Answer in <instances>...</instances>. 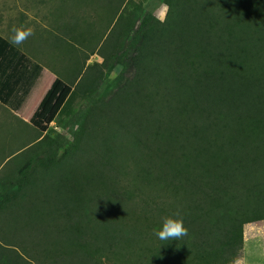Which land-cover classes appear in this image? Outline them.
Returning <instances> with one entry per match:
<instances>
[{
	"label": "trees",
	"instance_id": "trees-1",
	"mask_svg": "<svg viewBox=\"0 0 264 264\" xmlns=\"http://www.w3.org/2000/svg\"><path fill=\"white\" fill-rule=\"evenodd\" d=\"M114 1L101 48L128 42L134 72L96 99L85 67L56 69L30 117L40 135L0 173V264H236L264 222V0H162L164 20ZM43 75L0 34L1 106L21 110ZM77 98L79 129L50 137ZM165 217L188 235L159 240Z\"/></svg>",
	"mask_w": 264,
	"mask_h": 264
},
{
	"label": "rangeland",
	"instance_id": "rangeland-1",
	"mask_svg": "<svg viewBox=\"0 0 264 264\" xmlns=\"http://www.w3.org/2000/svg\"><path fill=\"white\" fill-rule=\"evenodd\" d=\"M112 1L0 0V34L11 41L13 27L31 29L32 35L18 47L52 71L47 72V78H43L36 85L28 100L29 108L38 101L40 93L48 91L49 81L53 82L55 76L61 73L56 70L58 67L73 69L78 65L81 70L85 67L84 74L100 84L96 99L108 92L115 93L130 78L134 72L131 62L133 47L125 42L117 55H111L101 48L103 43L110 42L116 36L113 32L115 20L111 15L117 10V2L114 1L111 6ZM128 5L145 8L160 20H164L167 14V7L162 0H129ZM88 105L84 99L77 98L71 106L69 105L67 112L61 114L53 124L49 132L50 137L55 138L57 134L61 137H71L72 130L79 129L76 125L72 126V119ZM27 113L29 115V110ZM9 115L14 114L0 108V120L4 121L2 125L0 123V127L8 125L6 118ZM8 119L11 122V118ZM12 134H0V173L9 168V164L5 166L9 159H12V162L19 157L14 158L20 152L12 149L29 147L40 135L39 132L35 136L20 137ZM18 161L21 162L22 159ZM38 188L44 193L45 189L41 184ZM70 192L68 194L72 195L73 190ZM27 200H31V208H39V212L43 209L44 199L32 197ZM71 201L70 197L68 202ZM37 223L40 230L45 227L40 222ZM9 224L15 230L20 223L12 221ZM60 225L62 229L70 230L67 227L69 225ZM244 237V248L236 264H264V222L245 226Z\"/></svg>",
	"mask_w": 264,
	"mask_h": 264
},
{
	"label": "crops",
	"instance_id": "crops-1",
	"mask_svg": "<svg viewBox=\"0 0 264 264\" xmlns=\"http://www.w3.org/2000/svg\"><path fill=\"white\" fill-rule=\"evenodd\" d=\"M40 50V49H39ZM26 53V52H25ZM28 54V53H27ZM40 54V52H39ZM29 55V54H28ZM33 60H35L33 58ZM37 61V60H35ZM39 62V61H37ZM40 63V62H39ZM42 64V63H40ZM43 65V64H42ZM49 68H47V66L44 65V75L42 77V79H40V82L43 80V78H47V72H49ZM85 71V70H84ZM52 72V71H50ZM50 83V87L52 85V80L49 81ZM49 87V88H50ZM49 90V89H48ZM35 91V90H33ZM47 91L43 92V93H40L39 94V99L38 101L35 103V105H33V107L29 108L28 107V102L27 104L21 109V110H18V111H14V110H11L7 107H3L0 105V108H4L6 109L7 111L11 112L12 114L14 115H9L7 118H6V123L8 125H6L5 127H0V130H4V131H0V134L1 133H5V134H11L13 133L12 135H17V136H29V135H37L38 132L37 130L32 126L31 122H30V117L32 116V114L34 113V111L36 110L37 106L40 104L43 96L46 94ZM33 94V92H32ZM32 96V95H31ZM29 110V115L27 113V111ZM8 118H11V122H9V119ZM4 121H1L0 120V123L1 125L3 124ZM54 124V123H53ZM53 124L51 125V127L53 126ZM35 143H33L31 146H33ZM29 146V147H31ZM29 147H25L24 149L22 147H18V148H15V149H12V150H16L18 149L20 152L28 149Z\"/></svg>",
	"mask_w": 264,
	"mask_h": 264
},
{
	"label": "clouds",
	"instance_id": "clouds-1",
	"mask_svg": "<svg viewBox=\"0 0 264 264\" xmlns=\"http://www.w3.org/2000/svg\"><path fill=\"white\" fill-rule=\"evenodd\" d=\"M12 33L11 41L18 46L23 44L32 35V30L13 27ZM155 235L161 241H179L188 235V229L185 227L182 219L165 217Z\"/></svg>",
	"mask_w": 264,
	"mask_h": 264
}]
</instances>
